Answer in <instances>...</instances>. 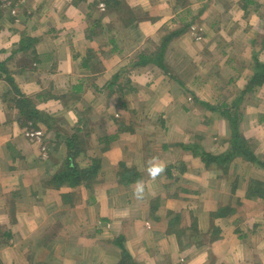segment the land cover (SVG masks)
<instances>
[{
  "label": "crops",
  "instance_id": "1",
  "mask_svg": "<svg viewBox=\"0 0 264 264\" xmlns=\"http://www.w3.org/2000/svg\"><path fill=\"white\" fill-rule=\"evenodd\" d=\"M259 65L264 0H0V264H264Z\"/></svg>",
  "mask_w": 264,
  "mask_h": 264
},
{
  "label": "trees",
  "instance_id": "2",
  "mask_svg": "<svg viewBox=\"0 0 264 264\" xmlns=\"http://www.w3.org/2000/svg\"><path fill=\"white\" fill-rule=\"evenodd\" d=\"M260 69H264V65H259L258 66ZM2 69V66H0V70ZM257 77V76H255ZM234 120V121H233ZM231 127H232V132H234L233 134L235 136H238V125L235 124L234 122H236L235 118H231ZM235 143V140L234 142ZM77 181V179L75 180ZM121 260L118 264H137L132 258L131 256L129 255V253L122 247V253H121Z\"/></svg>",
  "mask_w": 264,
  "mask_h": 264
},
{
  "label": "rangeland",
  "instance_id": "3",
  "mask_svg": "<svg viewBox=\"0 0 264 264\" xmlns=\"http://www.w3.org/2000/svg\"><path fill=\"white\" fill-rule=\"evenodd\" d=\"M28 131V133H27V135H29V137H34V136H36L35 135V130H33V129H29V130H27Z\"/></svg>",
  "mask_w": 264,
  "mask_h": 264
},
{
  "label": "built area",
  "instance_id": "4",
  "mask_svg": "<svg viewBox=\"0 0 264 264\" xmlns=\"http://www.w3.org/2000/svg\"><path fill=\"white\" fill-rule=\"evenodd\" d=\"M35 135H38V133H35Z\"/></svg>",
  "mask_w": 264,
  "mask_h": 264
}]
</instances>
